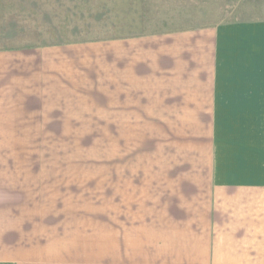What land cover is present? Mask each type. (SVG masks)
Returning <instances> with one entry per match:
<instances>
[{"label": "rangeland", "instance_id": "1", "mask_svg": "<svg viewBox=\"0 0 264 264\" xmlns=\"http://www.w3.org/2000/svg\"><path fill=\"white\" fill-rule=\"evenodd\" d=\"M192 30L220 31L223 46L260 47L253 55L264 65V0H0V51ZM62 114L102 117L32 111L0 128V264H188L180 239L202 226H160L171 216L158 164L207 159L213 121L118 135L106 112ZM217 121L211 137L232 145L221 157L264 162V117ZM48 130L80 132H35Z\"/></svg>", "mask_w": 264, "mask_h": 264}, {"label": "crops", "instance_id": "2", "mask_svg": "<svg viewBox=\"0 0 264 264\" xmlns=\"http://www.w3.org/2000/svg\"><path fill=\"white\" fill-rule=\"evenodd\" d=\"M220 35L192 30L1 50L0 128L18 127L20 113L32 111L58 119L106 112L108 133L118 135L153 133L151 125L166 128L170 120H212L207 159L158 164L167 168L162 208L171 216L160 226H202L180 239L188 264H264V162L221 157L232 145L211 137L217 120L264 117L252 114L264 111V65L253 55L262 48L223 46ZM178 167L188 169L175 174Z\"/></svg>", "mask_w": 264, "mask_h": 264}]
</instances>
